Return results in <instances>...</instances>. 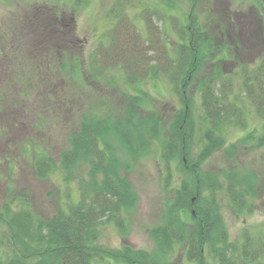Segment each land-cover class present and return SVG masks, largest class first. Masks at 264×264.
<instances>
[{
  "label": "trees",
  "instance_id": "16d2710c",
  "mask_svg": "<svg viewBox=\"0 0 264 264\" xmlns=\"http://www.w3.org/2000/svg\"><path fill=\"white\" fill-rule=\"evenodd\" d=\"M209 1L188 0L190 13L185 24L168 13L172 0H158L156 5H148L146 0H114L110 9L113 26L104 42L91 54L92 77L99 78L101 73L120 68L127 82L135 86L148 78L164 75L179 96L181 106L165 129L155 111L141 117L134 103L126 110H113L112 105L93 101L90 108L82 112L78 130L71 134L68 147L61 153V164L68 171L81 159L89 166L90 179L83 198L49 217L37 215L28 199L8 196L2 204L0 199V264H94L104 259L122 264H212L210 260L213 264H264V238H255L246 232L241 242L231 239L220 204L224 194L236 210L246 208L247 199L256 196L257 185L261 184L258 175L235 169L215 172L203 167L214 148L227 141L223 132L227 129L236 127L243 132L239 138L241 145L264 146V53L253 62L241 61L233 75L224 74L218 67L213 74L201 78L196 116L187 88L209 59L211 35L207 30L208 20L201 23L195 12L201 8L208 12ZM246 1L260 9L257 12L262 20L263 0H231L233 3ZM138 3L142 6L147 35L127 11ZM153 14L165 21L171 18L175 26L180 25L182 42L176 55L171 54L165 33L155 23ZM14 22L6 31L0 30V62L4 60L6 66L0 75L4 77L0 84V132L5 139L12 128L8 122L20 123L21 120L14 111L9 115L10 109L21 106L22 98L27 102L32 90L50 88L51 92L45 95V102L33 109L30 103L25 104L32 110L31 122L25 121L38 133L52 121L41 113L47 115L49 107L64 108L59 100L58 104L52 103L56 102L57 84L71 85L69 82L75 81L80 88L90 89L86 81L88 75H84L87 69L82 68L77 56L80 48L75 42L72 12L52 4L40 7L34 17L26 15ZM258 29L260 36L261 29ZM228 46L224 47V54L232 55L234 51ZM65 92L67 102L77 99L74 89ZM17 95L24 97L17 98ZM135 97L145 99L142 95ZM61 112L63 115V110ZM253 113L262 120L260 134L257 128L249 126ZM196 129L200 130L203 145L194 155L191 142ZM2 140L0 133V146ZM160 140L167 174L164 187L170 197L160 223L151 230L157 247L147 250L129 243L109 247L100 242L102 229L113 223L126 235L125 211L137 198L127 177L120 173L123 161L120 146L134 155L137 151H147L152 143ZM21 145L25 148L24 154L32 155L33 169L40 178L57 169V160L50 150L33 140L32 135L23 136ZM174 160L179 163L175 164L176 168H172ZM173 172H177L176 178ZM19 203V209H15ZM176 245L182 246V251L173 256Z\"/></svg>",
  "mask_w": 264,
  "mask_h": 264
},
{
  "label": "rangeland",
  "instance_id": "374dc122",
  "mask_svg": "<svg viewBox=\"0 0 264 264\" xmlns=\"http://www.w3.org/2000/svg\"><path fill=\"white\" fill-rule=\"evenodd\" d=\"M139 1L142 0H136V2ZM146 1L148 5H156L158 2V0ZM113 2L114 0H0V30L4 31L9 26L12 27L14 21H19L26 15L34 17L40 7L47 5L55 4L61 9L72 12L76 28L75 42L78 44L76 46L80 48L77 56L82 68L85 71L87 69L84 75H88L86 81L90 86V89L89 87L80 88V85L75 81L69 82L71 85L67 82L57 84L55 88L57 98L54 99L56 102L52 103L58 104L59 100L60 105L64 108L54 110L49 107L47 115L41 113L49 120L52 118V121L46 126V129L38 131V133L31 129L32 125H28L25 121L26 119L31 122L32 119V110L31 108L27 109L25 104L30 103L33 109V106L45 102V95L48 96L51 93L50 88L32 90L30 95L32 97H29L27 102H24L22 98L19 100L21 106L10 109L9 115H13L11 113L14 111L21 120L20 123L14 122V120L8 122L12 128L6 139L3 132H0L4 138L1 141L2 146H0V154L2 153L0 155V158L2 157L0 159L1 204L8 196L25 198L30 200L29 203L37 215L49 217L60 208L66 210L69 204L77 203L83 198L85 185L90 179L89 166L85 163L86 160L81 159L77 166L68 171L61 164V153L68 147L71 134L78 130L80 121H82V112L87 111L93 101L112 105L113 110H123L124 108L126 110L128 105L134 103V109L141 117L155 111L163 121L165 129L169 127L175 111L180 108L179 96L174 92L173 86L164 75L148 78L135 86L127 82L125 74L120 68L101 73L99 78L92 77L94 75L89 71L91 54L101 42H104L105 35L113 26V16L110 14ZM251 4V1L233 3L231 0H210L206 4L208 12L202 11V8L195 12L198 14L197 20L201 23L208 20L207 30L211 35L209 59H206L207 61L204 59L205 62L203 61L204 64L200 71L193 77L187 88V95L192 97L195 104L196 116L199 114L198 83L201 78L213 74L215 68L218 67L224 74L233 75L239 70L241 61L253 62L264 53V26L261 23H264V14L261 20V15L257 12L259 8L257 9ZM262 5H264V0ZM262 5L260 6L262 7ZM141 7L138 3L136 6L128 7L127 11L132 21L147 35V26L143 20ZM203 8H205V4ZM168 13L179 19L180 23L186 24V18L190 13V2L188 0H172ZM153 18L158 27L163 29L171 54L176 55L179 44L182 42L179 35L180 25L175 26L171 18L165 21L154 14ZM258 28L261 29L260 36L257 35ZM228 45L234 51L232 55L224 54ZM3 62L4 60L0 62V75L6 70ZM3 79L4 77H0V84ZM234 80L235 88L238 90V78L235 76ZM73 89L77 99L67 102L65 91ZM11 95L13 97V94ZM135 95H142L145 99L136 98ZM21 96L15 97L21 98ZM134 100L142 103V106L136 104ZM61 110L64 112L63 115ZM249 126L257 128L260 134L262 130L261 118L253 113L250 116ZM199 132L200 130L196 129L192 135L191 146L194 155L203 145ZM223 132L227 141L219 148H214L212 154L204 160L203 167L215 172L235 169L240 173L258 175L261 184L257 185L256 196L247 199L246 208L241 211L236 210L230 205L228 197L224 194L221 195L220 204L231 239L241 242L246 232L252 237L264 238V146L257 148L252 146L253 143L241 145L239 138L243 132L239 128L233 127ZM26 134L32 135L33 140L48 148L57 160V169L47 177L40 178L33 169L32 155L29 152L25 154L22 152L25 149L21 145L22 137ZM162 136L163 139L165 134ZM230 143H237V146L229 147ZM162 146V140L156 141L147 151H135L137 154L134 155L127 153L125 146H120L123 159L120 162L122 166L120 173L127 177L137 198L133 205L125 211L127 234L122 235L113 223L107 224L102 229L100 242L115 248L120 247L123 243H129L136 248L156 249L157 242L151 230L160 223L162 211L170 197L169 190L164 187L167 174L162 159ZM4 151H6L5 154H3ZM177 163L174 160L172 168H176L175 164ZM176 174L177 172H173V178L177 177ZM19 206L20 203L15 209H19ZM181 251L182 246L176 245L172 255H178ZM210 263L213 264L211 260ZM94 264L122 263L104 259Z\"/></svg>",
  "mask_w": 264,
  "mask_h": 264
}]
</instances>
